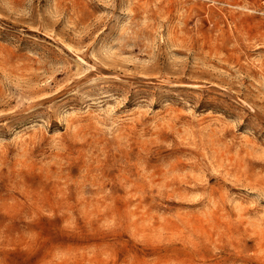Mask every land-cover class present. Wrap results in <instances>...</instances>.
<instances>
[{
	"label": "rangeland",
	"instance_id": "374dc122",
	"mask_svg": "<svg viewBox=\"0 0 264 264\" xmlns=\"http://www.w3.org/2000/svg\"><path fill=\"white\" fill-rule=\"evenodd\" d=\"M0 264H264V0H0Z\"/></svg>",
	"mask_w": 264,
	"mask_h": 264
}]
</instances>
